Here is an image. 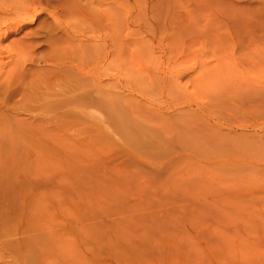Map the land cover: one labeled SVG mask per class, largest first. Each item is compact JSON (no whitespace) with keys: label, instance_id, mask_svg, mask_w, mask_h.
Segmentation results:
<instances>
[{"label":"rangeland","instance_id":"1","mask_svg":"<svg viewBox=\"0 0 264 264\" xmlns=\"http://www.w3.org/2000/svg\"><path fill=\"white\" fill-rule=\"evenodd\" d=\"M121 3L117 107L0 118V264H264V0Z\"/></svg>","mask_w":264,"mask_h":264},{"label":"bare ground","instance_id":"2","mask_svg":"<svg viewBox=\"0 0 264 264\" xmlns=\"http://www.w3.org/2000/svg\"><path fill=\"white\" fill-rule=\"evenodd\" d=\"M121 2L122 0H113L112 4H110L111 1L107 2V0H0V18L4 14L7 15L6 22L3 21L5 19L2 20L4 17L0 19L2 21L0 23V43L7 39L10 34H17L23 31L27 25H32L37 20L36 16L40 17V14L35 13L39 10L38 7L35 8L38 10H32L34 13H31V8L34 9V5L40 7V12L46 11L48 6L45 5H50L49 10H52V7L56 9L57 14L55 15L69 17L62 19L54 17L53 21H47L50 17H47V20L42 18L41 26L39 25L41 21H39V24L37 23L39 27L35 26V29L24 32L19 40H16L17 42H11L13 45L10 43L8 60L3 63L0 62L2 63L0 78L4 74L3 79H0V118L11 111L23 113L28 110L27 101L30 92L33 93L36 88L40 91L43 89L42 93L52 96L53 99H50L49 96L47 99L49 98L52 102L55 101L53 105L56 109L66 106L71 108V105H73V109L77 106L86 107L91 104L104 105L107 108L109 106L110 108L117 107L122 89L121 79L124 75L123 62L125 57L123 29L120 20L122 15ZM29 5H31L30 12L28 10ZM111 5L114 6H112L114 10L110 7ZM99 6L101 7L99 8ZM14 10L15 13L21 11L16 15L12 12ZM54 10H52V14ZM10 13H14L16 16L13 14L12 17ZM9 14L12 19L14 18L13 23L10 22L12 21L11 18L8 20ZM96 28L103 32L105 30L106 33L109 31L108 37L99 35L96 39L94 37L95 32H92V30L97 32ZM86 30H89L91 34ZM42 44H46L47 47ZM41 45L45 46L46 49L39 51ZM39 46L41 47L39 48ZM14 47L15 50L12 51ZM31 48H35V51L30 50ZM37 48H39L38 51ZM31 51L35 52V55L31 54L32 60L33 57H36L35 62L41 60L49 68L47 65H45L47 69L39 65L32 68L27 63L22 65V62H29L28 59L30 58L27 54H30ZM23 56H26L25 59H22ZM108 70L111 74L115 72V82H110L114 89H112V84L103 83L102 77L108 75ZM27 76L33 78L31 84L26 81ZM35 78L38 82L41 78L39 84L36 83ZM33 95L35 94L33 93ZM37 95L41 96L38 93ZM16 97L17 101L14 100ZM36 97L35 95L34 99ZM42 97L46 99V96ZM44 98L43 100H45ZM29 99L33 102L32 98ZM41 101L42 99L40 103Z\"/></svg>","mask_w":264,"mask_h":264}]
</instances>
